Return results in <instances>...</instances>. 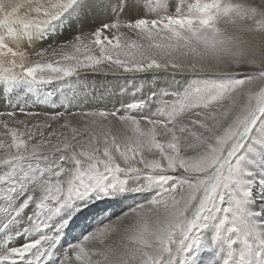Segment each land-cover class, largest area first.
I'll return each mask as SVG.
<instances>
[{
  "label": "snow or ice",
  "instance_id": "6c2138e0",
  "mask_svg": "<svg viewBox=\"0 0 264 264\" xmlns=\"http://www.w3.org/2000/svg\"><path fill=\"white\" fill-rule=\"evenodd\" d=\"M0 264H264V0H0Z\"/></svg>",
  "mask_w": 264,
  "mask_h": 264
},
{
  "label": "rangeland",
  "instance_id": "374dc122",
  "mask_svg": "<svg viewBox=\"0 0 264 264\" xmlns=\"http://www.w3.org/2000/svg\"><path fill=\"white\" fill-rule=\"evenodd\" d=\"M116 82H117L116 84L125 86L127 88L128 93H132L133 91H135L136 89H138V88H140L142 86V82H140L139 85L135 86V88L133 87V84H131V83H128V84L124 85L125 82H121V81H117V80H116ZM117 91H119L118 88H117Z\"/></svg>",
  "mask_w": 264,
  "mask_h": 264
},
{
  "label": "bare ground",
  "instance_id": "6f19581e",
  "mask_svg": "<svg viewBox=\"0 0 264 264\" xmlns=\"http://www.w3.org/2000/svg\"><path fill=\"white\" fill-rule=\"evenodd\" d=\"M98 79H103V78H98ZM108 81H110L111 83H113V84H116L117 82H116V80L115 79H113V78H111V77H109V78H107V80L106 81H103V82H108ZM117 81H121V82H124L123 80H117ZM140 82H142V85H144L145 84V82L143 81V80H136V81H134L133 83H134V85L135 86H137V85H139V83ZM133 83H131V84H133ZM130 84V85H131ZM125 85V84H124ZM141 86V85H140ZM162 86V85H161ZM116 91H117V89H115ZM119 90V89H118ZM130 94V93H129Z\"/></svg>",
  "mask_w": 264,
  "mask_h": 264
}]
</instances>
